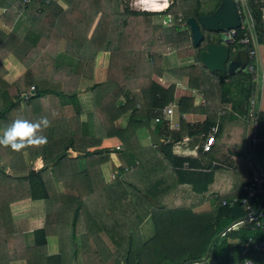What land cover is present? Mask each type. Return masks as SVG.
<instances>
[{
    "label": "trees",
    "instance_id": "16d2710c",
    "mask_svg": "<svg viewBox=\"0 0 264 264\" xmlns=\"http://www.w3.org/2000/svg\"><path fill=\"white\" fill-rule=\"evenodd\" d=\"M64 1L65 8L54 2L21 4L18 0H0L3 11L0 21L6 26L11 25L6 15L16 21L19 14L24 15L22 32L0 31V62L10 54L24 67V73L8 84L3 80L4 70L0 66V129L3 131L16 119L36 121L47 117L50 122V126L40 133L47 137L44 145L29 146L19 152L0 146V264H8L15 259H22L25 264H54V261L55 264H76L77 256L80 264H161L165 260L168 264H185L189 261L201 262L207 250L206 258L214 264H230L243 258H250L254 264H259L260 255L240 246L251 235L246 226L238 227L235 243L220 234L244 216L239 202L231 206L220 204L222 199L229 197H214L216 206L206 214H190L185 210L152 211L153 234L145 241H134L129 248L127 244L122 246V242L111 238L113 235L127 237L132 228L125 232L116 227L108 229L112 223L107 222L106 192L93 180L89 181V187L83 186L84 175L88 178L87 162L102 157L95 150L88 149L98 147L104 138L117 137V132L108 121L130 109L128 122L142 127V120L151 118L149 110L167 102L170 86L162 89L148 78L137 75L143 54H149V64L151 60L159 62V48L171 50L177 58L193 56L198 61V52L203 46H200L201 42L196 46L191 43L185 25L186 18L195 19L206 14L198 10V0H170L169 7L163 12L134 11L125 7L119 11L113 7L115 0H90L88 11L81 14L71 3L73 0ZM118 1L121 3L122 0ZM83 2L79 0V9L83 8ZM256 5L249 0L253 24L260 31V11ZM180 12L183 14L180 31L165 27L163 23L150 24V17L155 13L174 15ZM98 13L100 16L104 14V17L101 22H96V27L87 36ZM239 36L240 31H237L235 39ZM257 36L261 42L262 34ZM101 51L108 55L106 76L102 82L85 88L91 94L98 92L92 96L91 112L83 113L80 119L75 81L94 55ZM59 55L74 60L72 70L70 64L57 60ZM234 74L203 71L195 66L186 68L184 73L182 71L188 88L200 92L205 101L206 90L212 92L218 89L221 102H225L222 78ZM29 85L32 90L25 93ZM137 88L142 89L144 95V103L139 108L140 117H135L139 112L133 101L124 103L126 110L124 106L113 107L115 97L124 94L123 90ZM251 90L252 86L248 84L245 97ZM238 111L241 112V109L238 108ZM128 122L122 132L119 130L121 139L124 136L127 140L133 132ZM204 128L207 129L208 125ZM152 131L157 135L166 134L160 122L153 124ZM254 138L259 142L254 143L247 153H251L259 167L264 169V140H261L264 139V113L256 114ZM67 149L75 155L69 156ZM101 151L107 153L109 150L104 148ZM23 152L39 156L42 162L40 169L23 167L19 161ZM159 153L167 160L169 144L162 145ZM79 159L84 160L81 167L76 165ZM81 169L85 173L80 172ZM191 175L195 179L206 176L195 172ZM53 178L61 185V192L55 191ZM205 180L202 182L203 189L209 183L207 178ZM25 198L41 200L43 204L44 223L41 228L32 231L30 246L23 243L19 233L8 227L11 221L7 205ZM112 231L114 233L110 234ZM55 234L59 252L52 262L45 255V237ZM74 237H78L76 246ZM61 254H68L69 258L63 260Z\"/></svg>",
    "mask_w": 264,
    "mask_h": 264
},
{
    "label": "crops",
    "instance_id": "0c3cea01",
    "mask_svg": "<svg viewBox=\"0 0 264 264\" xmlns=\"http://www.w3.org/2000/svg\"><path fill=\"white\" fill-rule=\"evenodd\" d=\"M5 1L11 2L12 0ZM124 1L125 0H122V3ZM78 2L79 0H74L71 3H75L73 5L76 6V9H78L81 13L83 8L79 9L80 5ZM234 2L235 8L239 10L241 17L252 21L248 6L249 0H235ZM55 3L61 8L66 7L64 0H57ZM202 3L203 1L198 0V10L200 12L203 11V13L204 11L209 13L208 10H205ZM253 3L257 4L255 7H257L260 11V21L262 27L264 25V0H253ZM213 6L215 7V5ZM2 12L3 11L0 9V14H2ZM5 17L9 22H11V25L6 26L2 23V21H0V31L4 33L9 31L20 33L14 29L16 20L7 15ZM20 18H22L23 22L24 15L19 14L18 20H20ZM20 25L23 26L22 23H20ZM22 26H20L21 29L23 28ZM253 26L256 31V56L254 57L252 64L257 77H260L261 73L264 74V59H262L263 55L259 52L258 47L263 46L264 48V32H258L259 28H256L254 24ZM258 33L262 34L261 42L258 41ZM216 38L218 39L217 36ZM236 48L242 47L236 46ZM166 51L172 52L168 49H166ZM159 56H161V53ZM2 61H5V65L2 64ZM159 61V66L161 65V68L157 65L155 69V71L158 72V75L150 77L149 80L156 83L162 89H167V87L170 86V91L168 90L167 93V102L162 106L172 104L170 107L171 113L168 116L167 121L160 122L163 128H165L166 134H156L160 139L159 147L151 144L149 138L147 139V133H145L146 137L143 135L142 132L145 131V129L143 130L141 126L138 127L137 125V127L133 128V132L131 133L132 137L130 136L131 141L134 139V136L135 139L138 137L137 141H139L138 148L133 144L135 151L137 152L140 150L141 152H147L149 149H153L156 154L155 161L152 162L154 168L151 173V191H148L147 194H145L142 193L141 189H139L140 185L138 179L140 176H135V182L132 183L135 187L133 190L142 195V200H146H143L144 203L141 205L144 207H151L152 211L171 212L175 210H185L190 214H206L214 210L217 203L214 199L216 196L229 197L227 199H222L220 204L231 206L228 205V201L233 198H239L242 195L240 192V186L244 185L248 181L249 172L246 162V155L248 154V151L246 152V146L248 143V122L250 121L249 124H252L253 120H249L247 118L246 109L249 106V101H253L251 107L256 124V114L260 112L264 113V94L262 93V89L264 88V79L261 80L258 78L259 81H254L251 79V75L243 70L242 72H239L242 74L240 79L235 76V74L239 73H235L229 78H222V84L225 88V102L220 101L218 89H214L211 93L208 91L207 100L205 101L200 92L188 88L186 83L180 79L183 78L180 70L175 71L174 69L179 63L175 56L173 57L169 54L164 56V53H162ZM98 62L100 64H96ZM107 62V52L101 51L96 53L85 71L82 73V75L85 76L83 78H91L92 80V72L96 73V70L102 69L103 66L106 68ZM98 65L101 68H98ZM0 66L4 70L3 80L8 84L16 81L24 73V67L10 54L1 60ZM162 68L163 70L161 71ZM167 68H171L173 70H171L170 73H166ZM86 76L88 78H86ZM247 77H249V80H247ZM248 84H251L252 90L248 96L245 97V88ZM134 90V96H130L129 93L122 94L117 100L119 101V104H123L124 100L127 103V99L131 98H133L137 104L138 101H140V93L142 89L137 88L129 91L130 93H133ZM76 100L79 106H81L79 97H76ZM130 102H132V100L129 101V103ZM81 107L83 109L87 108L86 106ZM137 108H139L138 105ZM238 108L241 109V112L238 111ZM151 109L149 110L150 117ZM83 113L85 112H81L80 119L82 118ZM123 115V122L121 121L120 123H116L115 120L112 123L120 130L124 129L128 122V110ZM146 123L150 128H152L153 124H155L152 122L151 118L146 121ZM206 125H208L207 129L204 128ZM210 135L212 136V145L209 151L204 152L201 150V144L204 139ZM228 135L230 136L228 137ZM226 137L228 138L227 140L230 146L228 149H224L225 141L223 138ZM140 140L143 142L142 145ZM118 144L119 140L116 137H108L102 139L100 145L95 149H88V151L100 150L97 154L101 156L104 155L101 149L105 148L109 150L105 153L107 155L103 156L105 157L103 162L96 163L95 160L89 161L92 165H95L94 168L95 170H98V174L99 170H101L104 178L109 177L113 179L115 175L118 174L117 167L119 166V163L122 164L123 161L129 157V152H124L120 147H118ZM164 144H169V156L167 157V160L159 153L160 148ZM67 150L70 151L69 149ZM72 156H74V153ZM236 158L240 161L238 167L234 165ZM177 159H182V161L179 162ZM21 160L23 162L26 160L27 163H34L35 166L32 167L33 170H37L41 166L40 159L36 155L29 156L26 152H23L19 157V161ZM145 160L146 157H144L141 162L143 163ZM77 162L83 163V160L79 159ZM147 164V160L142 164L143 171H145ZM191 172L205 174L206 176L200 179H195L192 178ZM205 178H207L209 183L203 189L202 182L206 181ZM52 184L54 186V183ZM57 188L59 190H57ZM54 189L55 191L61 192V185L59 183H55ZM149 195H151V198ZM7 212L11 221L8 224L9 229L11 228L14 232L19 233L22 237L23 243L30 246L33 240L32 231L41 228L44 223L42 201L30 200L28 198L14 201L7 205ZM149 222L150 224L147 220H143L137 225L136 234L138 240L141 242L150 238L153 234V231L151 230L152 221ZM238 227L239 226L233 225L232 223L223 229L220 234L229 242L235 243L238 240ZM75 242L78 244V237H74V243ZM244 242L240 243L241 247H245L250 251L256 252L260 255V262L264 261V252H259L252 250L247 246H242ZM45 243V255L48 258L50 257L53 262L54 257L59 252V241H57V235L46 236ZM54 243L58 244L57 250V246L54 248ZM61 256L64 257L63 254H61ZM8 264H25V261L22 259H15L9 261ZM161 264H168V261H162Z\"/></svg>",
    "mask_w": 264,
    "mask_h": 264
},
{
    "label": "rangeland",
    "instance_id": "374dc122",
    "mask_svg": "<svg viewBox=\"0 0 264 264\" xmlns=\"http://www.w3.org/2000/svg\"><path fill=\"white\" fill-rule=\"evenodd\" d=\"M55 1H57V0H53L51 2L55 3ZM201 1H203L202 4H203L205 10H208L209 12L214 9L213 5L216 6V4L218 2V0H201ZM32 3H34V2H32ZM73 4H75V3H73ZM89 7H90V0L84 1L83 2L82 13H86L88 11ZM113 7L116 8L117 10H119V11H122L121 9L123 7L127 8V10H134V11H138V10H143L144 9L143 6H141L140 4L137 3V0H125L123 3H122V1L120 3L118 0H115ZM143 11H145V10H143ZM151 12H156V11H151ZM201 13H203V11H201ZM204 13H208V12L204 11ZM103 17H104V14L101 15V16H100V13L96 14L94 20L92 21L91 26L89 27V32H88L87 36H89L91 34V32H92V29H94V27H96L95 26L96 22L97 23L101 22ZM176 18H179L180 20L177 21ZM182 19H183V14L181 12L179 14H174V15H171V14L165 15V14H162V13H155V14H153L150 17V24L151 25H160V24L163 23V26H165V27L178 28L177 30L180 31L181 26H183ZM21 22H22V18H20V20H17L16 23L14 24V29L16 31H19V32L23 31L24 28H22V29L20 28V26H22V25H20ZM17 27H19V28H17ZM204 36H205V38H209V40H211V41H216V36H214V34H206V33H204ZM204 43H205V40H203L200 43V46H203ZM258 49H259V52L263 55L262 59H264V48H263V46L258 47ZM157 51H158L157 53H161V56H162V53H164V56L168 55V54L170 56H173V57L175 56L173 52H168V51H166L165 48H159V50H157ZM161 56H159V58ZM149 57H150L149 54L144 53L143 56H142V61L143 62H142V64H140L137 67V75L142 76L144 78H148V80H149L150 77H152L154 75H158L157 74L158 72H154V71L156 69V66L157 65L159 66V64H160V61L158 63H155L153 60H151L150 64L147 63L150 60ZM175 58H177V57L175 56ZM177 59H178L179 63L177 65V67L174 68V69H175V71L180 70L181 75H182V71L184 73V70L186 68L191 67V66L198 67L199 69H201L203 71L206 70L204 67L201 66V64L197 60H195V57H193V56H191V57H182V58H177ZM57 60L60 61V62H64V63L70 64L71 65L70 67H71V70H72V66L74 64V60H72V59L70 60V58L68 56L66 57L64 55L63 56L59 55V56H57ZM4 62L5 61H2V64H4ZM67 64H65V65L67 66ZM96 64H100V63L98 62ZM97 67L101 68L99 65ZM159 68H161V65L159 66ZM97 70H96V73L92 72V80H91V78L85 79V78H83L85 76L81 75L75 81L76 91H77V93H79V94H77L76 97L77 98L79 97V101H81V104H80L81 106H86L87 107L86 109H83L81 106H79V109L81 110V112H85V113H90L91 112V110H92V102H93V97L92 96L95 93V91H94V93L91 94V92L86 91L85 88H87L88 86H90L93 83L102 82L105 79V76H106V68H105V66H103L102 69H100V70L97 69ZM162 70H163V68L161 69V71ZM171 70H173V69H171V68L168 69L167 68V70H166L167 72L166 73H170ZM235 76L240 79L242 77V74H240V73L239 74H235ZM182 77L183 78H180V79H182L183 82L186 83V80H187L186 76L182 75ZM229 77H231V76H229ZM27 87H28L27 88V92H31L32 87L30 85L27 86ZM190 89H192V88H190ZM123 91H124L125 94L129 93L130 96H134V94H135V90H134L133 93H130V91H128L127 89H125ZM27 92H25V93H27ZM97 92L98 91H96V93H95L96 95H97ZM205 92H206V95H208V91L206 90ZM209 93H211V92H209ZM262 93L264 94V88L262 89ZM121 95H122V93H121ZM121 95H118L117 97H115L112 105H113V107H115V106H121V107L124 106V110H126V108H125L126 105L124 104V103H126L125 100H124L123 104H119V101H117L118 98L121 97ZM131 100L134 101L135 109L137 108V105L140 108L142 106V103H144V95L142 94V92L140 93V101H138L137 104L135 103V100L133 98L127 99V102H129ZM17 106H19V105H17ZM139 108H138V112L139 113L135 117H137L138 115H139V117L141 116V112H140ZM127 110H128V114H129V110L130 109H127ZM125 112L126 111H124L123 113H121L120 115H118L114 119H110L108 121V123H109V125L111 124V126L113 127V130L115 132H117V134H116L117 137L116 138L119 140L118 147H120L124 152H126V151L129 152L128 159H125L122 164L119 163V166L117 165L118 166L117 167L118 174L115 175V177L113 179L109 178V177L104 178L103 175H102L101 170H99V174H98V170L94 169V165H92L91 162H87V166H90V167H87V170H86V172L88 171V173H87V177L88 178H85L86 175H84L83 186L85 188L89 187V185H90L89 181L93 180V182H95L98 187H100L103 191L106 192L107 207H105V209L109 211V212L106 213L108 215L107 222L112 223L108 227V229L116 227V228L120 229L121 232H123V231L125 232V231H128L127 229L132 228V231H128L127 237L126 236H121L120 237L119 235H113L111 238L115 239L116 241L122 242V246H123V243H125V244H127V247L131 248L133 246V244H134V241H136V240L138 241L137 234H136V232H137L136 228H137V225L139 224V222H142L143 220H147V222L150 224L149 221H152V218H153L154 214L151 216V212H152L151 207L149 208V206H145L144 207V206L141 205L142 203H144L143 200H142V195L140 193H136L131 188V186L129 184H132V183L135 182V176H140V178L138 179L139 185H140L139 189H141L142 193H145V194H147L148 191H151V184H150L151 183V176H152L151 173H152V170L154 168V166L152 165V162L155 161V155L156 154L153 151V149L152 150L149 149L147 152H141L140 150L136 152L135 151V147L138 148V142H139V141H137L138 137H136V139H135V136H134V139L132 141H131V138H130L131 135L128 137L127 140H125L126 137H124V136H122L123 139H121V134L119 135V130L120 129L118 127H115V125H113L112 123L115 120H116V123H118V122L120 123L121 121L123 122L124 121V118H123L124 115L123 114ZM249 122H248V127H249L248 128V136L250 135V125H251V124H249ZM128 124L130 125L131 128L137 127V124L132 122V121L128 122ZM138 127H139V125H138ZM141 128L144 130L143 127H141ZM120 131L122 132V130H120ZM142 133L146 137V134H145L146 132L143 131ZM0 135H2V130L1 129H0ZM229 136L230 135H228V137ZM147 139H148V137H147ZM223 139L225 141L224 149L225 148L226 149L230 148L229 142L227 140L228 138L226 137V138H223ZM133 144L135 145L134 148H133ZM142 144H143V142L141 141V145ZM246 149H247L246 150V152H247L248 149H249V144L248 143H247ZM229 151H230V149H229ZM67 152H68L69 156H72L73 152L68 151V150H67ZM237 152H238V150H237ZM103 154L104 155H102L100 160H97V159L95 160L96 163L103 162V160L105 159V157H103V156L107 155L105 153H103ZM74 155H75V153H74ZM37 157L40 159L39 156H37ZM144 157H146V160L148 161V164H147V167H146L145 171L142 170V168H143L142 164L146 160L143 161V163L141 162V160ZM135 161H137V162H135ZM235 161L236 162L235 163L233 162V163H234V165L236 167H238L240 161L238 160V158H236ZM83 162H84V160H83ZM20 163L25 168L26 167H34L35 166L34 163H32V162L27 163L26 160L24 162L21 160ZM40 163L42 165L41 160H40ZM76 165L81 167L82 163L81 162H76ZM123 166H125V167H123ZM38 169H40V168H38ZM82 169L79 170V171L82 172ZM5 170H7V168H5ZM83 172L85 173V170ZM53 183H54V186H55L56 181L54 180V178H53ZM132 186H133V184H132ZM57 190H59V189L57 188ZM149 197L151 198V195H149ZM153 213H156V211L154 210ZM143 214H146V215L143 216ZM135 224H136V228H135ZM151 230L153 231V227L152 226H151ZM111 233H114V231L110 232V234ZM74 244L76 246L77 242H75ZM55 246H57L56 247V250H57L58 244L54 243V248H55ZM68 258H69V255L65 254L63 260H67ZM202 262L204 264H214V262L210 258H206L205 260H202ZM76 264H80L78 256L76 257Z\"/></svg>",
    "mask_w": 264,
    "mask_h": 264
},
{
    "label": "built area",
    "instance_id": "2783aa9c",
    "mask_svg": "<svg viewBox=\"0 0 264 264\" xmlns=\"http://www.w3.org/2000/svg\"><path fill=\"white\" fill-rule=\"evenodd\" d=\"M21 4H27L34 2L36 4H48L53 0H18ZM235 1V0H234ZM236 12L239 19V25L237 28L228 29L221 31L217 34L218 40L229 46V49L233 50L236 46H240L245 49L247 55V64L244 67V70L251 75V79L254 81H259V79H264V74H260V77H257L256 71L253 67L252 61L256 56L255 48V36L256 31L253 26V22L249 19L241 17L239 10L236 8ZM176 20H180L176 18ZM237 31H240V36L235 39ZM264 32V25L261 27L260 31ZM253 101H249V106L246 109L247 118L253 120V123L250 125V135L248 136L249 150L254 143L259 142V140L254 138V128L255 121L252 111ZM172 104L162 106L159 108L151 109V120L153 123H159L168 120V116L171 113L170 107ZM262 141L264 139H261ZM212 145V136H208L204 139L201 144V150L206 152L210 150ZM246 162L248 165V181L240 186L241 196L239 198H233L228 201V205H231L235 202H239L244 209V216L242 219L233 222V225H244L246 229L251 232V235L248 236L242 246H247L252 250L259 252H264V169L259 167L258 163L255 161L251 153L246 155ZM224 203V202H222ZM260 206L258 207V205ZM258 208L256 214H253L254 211ZM185 264H203L199 261H189ZM232 264H254L250 259H243ZM259 264H264V261H261Z\"/></svg>",
    "mask_w": 264,
    "mask_h": 264
},
{
    "label": "water",
    "instance_id": "95a60500",
    "mask_svg": "<svg viewBox=\"0 0 264 264\" xmlns=\"http://www.w3.org/2000/svg\"><path fill=\"white\" fill-rule=\"evenodd\" d=\"M185 25L194 46L205 40L203 48L198 52V61L208 72H221L231 75L244 70L247 64V55L244 48L231 50L228 45L221 43L217 38L216 41H211L204 36V33L217 36L221 31L238 27L239 19L234 0H219L211 12L198 15L195 19L192 17L186 18ZM142 124L151 144L159 147V137L145 120L142 121ZM99 152L100 150L95 151V153ZM257 211L258 208L253 214H256ZM207 251L201 260L206 258Z\"/></svg>",
    "mask_w": 264,
    "mask_h": 264
},
{
    "label": "clouds",
    "instance_id": "9594fccd",
    "mask_svg": "<svg viewBox=\"0 0 264 264\" xmlns=\"http://www.w3.org/2000/svg\"><path fill=\"white\" fill-rule=\"evenodd\" d=\"M137 3L149 12H163L169 7L170 0H137ZM49 126L47 117H41L36 121L16 119L0 135V146L19 152L29 146L44 145L47 143V137L40 133Z\"/></svg>",
    "mask_w": 264,
    "mask_h": 264
},
{
    "label": "bare ground",
    "instance_id": "6f19581e",
    "mask_svg": "<svg viewBox=\"0 0 264 264\" xmlns=\"http://www.w3.org/2000/svg\"><path fill=\"white\" fill-rule=\"evenodd\" d=\"M144 7V6H143Z\"/></svg>",
    "mask_w": 264,
    "mask_h": 264
},
{
    "label": "flooded vegetation",
    "instance_id": "af4514ba",
    "mask_svg": "<svg viewBox=\"0 0 264 264\" xmlns=\"http://www.w3.org/2000/svg\"><path fill=\"white\" fill-rule=\"evenodd\" d=\"M236 49V48H235Z\"/></svg>",
    "mask_w": 264,
    "mask_h": 264
}]
</instances>
